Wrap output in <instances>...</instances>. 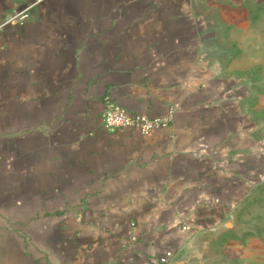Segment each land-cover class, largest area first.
<instances>
[{
  "label": "crops",
  "instance_id": "crops-1",
  "mask_svg": "<svg viewBox=\"0 0 264 264\" xmlns=\"http://www.w3.org/2000/svg\"><path fill=\"white\" fill-rule=\"evenodd\" d=\"M262 216L264 0H0V264H264Z\"/></svg>",
  "mask_w": 264,
  "mask_h": 264
},
{
  "label": "built area",
  "instance_id": "built-area-1",
  "mask_svg": "<svg viewBox=\"0 0 264 264\" xmlns=\"http://www.w3.org/2000/svg\"><path fill=\"white\" fill-rule=\"evenodd\" d=\"M27 17V10H23L11 16L10 20L24 21ZM102 124L109 130L135 128L146 135L156 127L166 126L168 118H150L144 114H126L117 106L109 105L102 113Z\"/></svg>",
  "mask_w": 264,
  "mask_h": 264
},
{
  "label": "rangeland",
  "instance_id": "rangeland-1",
  "mask_svg": "<svg viewBox=\"0 0 264 264\" xmlns=\"http://www.w3.org/2000/svg\"><path fill=\"white\" fill-rule=\"evenodd\" d=\"M247 31L253 32L254 31V26L253 25H248V30ZM230 47L233 48L232 49V51H233L232 56L233 55L234 56H238L239 53H237V51H238L237 45H231ZM234 48H236V49H234ZM217 52L219 53V55L216 54V56H228L227 54L222 55V53H223V46H218ZM252 224H255V225L257 224L256 226L257 227H260L263 230V236L260 238V240L263 243L262 244L263 245V254H262L263 256H262V260H263V263H264V216L260 217V219H258L257 221H251L250 222V226H248V227L249 228L250 227L251 228H254Z\"/></svg>",
  "mask_w": 264,
  "mask_h": 264
}]
</instances>
